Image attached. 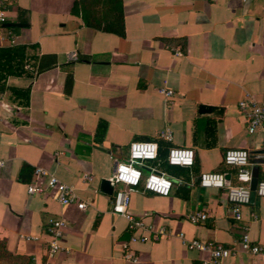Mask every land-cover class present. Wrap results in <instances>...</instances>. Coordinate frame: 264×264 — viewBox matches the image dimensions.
I'll return each instance as SVG.
<instances>
[{
  "label": "crops",
  "instance_id": "obj_1",
  "mask_svg": "<svg viewBox=\"0 0 264 264\" xmlns=\"http://www.w3.org/2000/svg\"><path fill=\"white\" fill-rule=\"evenodd\" d=\"M72 1L1 0L0 46L28 45L33 67L48 66L6 78L8 87L28 88L26 101L18 92L0 93L6 249L32 264H201L207 254L185 247L176 233L235 248L246 227L250 240L264 243V197L254 196L234 220L224 189L203 188L197 179L218 171L225 185L238 183L235 168L221 162L226 148H244L248 161L264 159V129L247 133L237 106L247 96L264 103V0H121L122 36L83 26L69 13ZM162 86L172 90L168 99L158 92ZM200 104L220 111L199 113ZM163 128L169 141L157 137ZM132 141L156 143V159L145 165L165 172L172 185L167 196L130 193L128 211L170 234L131 243L137 262L128 263L118 245L129 237L126 222L110 212L112 193L100 192L98 183L110 180ZM170 146L192 149V166L165 167ZM21 165L31 168L25 181L18 179ZM255 165L264 178L263 163L249 161L248 168ZM37 168L70 185L85 208L62 206L49 192L27 194ZM84 173L90 180H82ZM194 211L208 217L192 224L187 215ZM57 218L64 222L60 249L47 257V222ZM219 264H264V258L238 252Z\"/></svg>",
  "mask_w": 264,
  "mask_h": 264
},
{
  "label": "built area",
  "instance_id": "obj_2",
  "mask_svg": "<svg viewBox=\"0 0 264 264\" xmlns=\"http://www.w3.org/2000/svg\"><path fill=\"white\" fill-rule=\"evenodd\" d=\"M0 5H2L1 0ZM4 20L3 8L0 7V23H3ZM9 43L12 44L13 40L10 39ZM71 57L74 59V54ZM158 92L165 99H168L172 95V90L164 86L158 88ZM237 106L243 112L247 133L250 134L257 129H264V103H259L252 97L247 96L239 100ZM157 137L169 141L171 139V132L168 128H163L158 132ZM156 155L157 145L155 142L132 141L128 144L126 158L122 161H115L112 170L110 180L113 182V185L119 183L120 186L117 188L114 186L112 190L110 212L122 216L126 222L125 227L129 232V237L118 245L122 259L128 263L137 262V256L130 247L131 243L144 242L149 239L154 240L160 236L170 234V231L164 226L154 228L151 225H146L142 219L133 216L128 211L129 195L132 191L138 190V188L160 196H167L170 192L172 182L167 174L154 167L145 165L147 161H154ZM193 158L192 149L182 146H170L166 151L164 160L170 166L189 168L193 164ZM221 162L226 166L235 168V179L238 183L235 185H225L223 173L207 171L199 174V186L203 188L224 189L225 199L230 205L229 212L234 220H239L240 207L249 203L251 170L248 168V152L244 148H226L223 151ZM1 164L2 161H0V166ZM143 169H145L144 172ZM34 173L38 180L26 185L25 191L27 194L49 192L53 194L54 199L62 206L74 204L78 209L85 208V202L76 196L74 189L70 185L63 183L51 174H46L40 168L35 169ZM40 176H43L41 180H39ZM81 178L84 181H88L91 177L89 174L84 173ZM254 196L264 197V178H257ZM207 217L208 213L206 211H194L187 215V220L192 224H196L204 221ZM63 227L64 222L62 219L48 220L46 230L49 241L45 252L47 257L53 256L60 249L59 239L62 235ZM175 235L180 238L185 247L207 254V258L202 259L201 264H219L223 258L238 252L264 258V243L250 240L246 227L241 228L235 248L223 246L213 240L186 239L181 232ZM23 237L24 239L35 238L32 236Z\"/></svg>",
  "mask_w": 264,
  "mask_h": 264
},
{
  "label": "trees",
  "instance_id": "obj_3",
  "mask_svg": "<svg viewBox=\"0 0 264 264\" xmlns=\"http://www.w3.org/2000/svg\"><path fill=\"white\" fill-rule=\"evenodd\" d=\"M69 13L78 17L83 26L118 36H122L124 33L121 0H73ZM28 47L25 44L0 46V93L4 90H9L11 93L18 92V97L23 98L24 101H26L28 88L19 90L8 87L5 84L6 78L25 73L32 75V73L48 67L46 65L33 67L36 57L27 54ZM69 81L70 76L67 73L64 81L66 87ZM29 171L31 168L21 165L18 179L25 181ZM258 179L261 178L258 177ZM0 264H32V259L26 255L11 253L6 249L4 240L0 239Z\"/></svg>",
  "mask_w": 264,
  "mask_h": 264
},
{
  "label": "water",
  "instance_id": "obj_4",
  "mask_svg": "<svg viewBox=\"0 0 264 264\" xmlns=\"http://www.w3.org/2000/svg\"><path fill=\"white\" fill-rule=\"evenodd\" d=\"M23 24L20 23H4L2 24L3 27H20ZM199 113H213V112H217L220 111V108L217 106H211V105H204V104H200L198 105L197 108ZM250 163H254V164H261L264 163V159L262 160H249ZM257 171H258V166H253L252 170H251V179L249 181V202H252L254 199V188L257 182ZM198 179V183H199V176H197ZM98 190L100 192H102L103 194H107L110 195L112 193L113 190V182L111 180H107V179H101L98 183Z\"/></svg>",
  "mask_w": 264,
  "mask_h": 264
},
{
  "label": "rangeland",
  "instance_id": "obj_5",
  "mask_svg": "<svg viewBox=\"0 0 264 264\" xmlns=\"http://www.w3.org/2000/svg\"><path fill=\"white\" fill-rule=\"evenodd\" d=\"M128 148V147H127ZM127 148H126V153H127ZM164 162H165V160H164ZM164 166L165 167H169V168H176V167H178V166H170V165H168L166 162L164 163ZM115 188H117L118 186H120V184L119 183H115Z\"/></svg>",
  "mask_w": 264,
  "mask_h": 264
}]
</instances>
